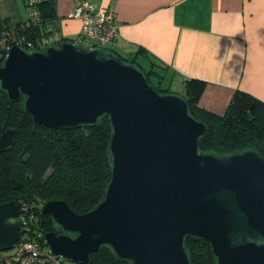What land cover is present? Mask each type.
Wrapping results in <instances>:
<instances>
[{
  "label": "water",
  "instance_id": "water-1",
  "mask_svg": "<svg viewBox=\"0 0 264 264\" xmlns=\"http://www.w3.org/2000/svg\"><path fill=\"white\" fill-rule=\"evenodd\" d=\"M0 87L50 128L94 125L104 115L110 122V178L97 204L83 213L61 199L41 207L53 254L88 264L106 247L131 264H193L185 241L199 238L216 264H264V154L201 150L207 125L182 95L159 92L135 65L73 41L11 45ZM15 132L0 134V154ZM18 214L14 200L0 203V251L21 236Z\"/></svg>",
  "mask_w": 264,
  "mask_h": 264
},
{
  "label": "trees",
  "instance_id": "trees-1",
  "mask_svg": "<svg viewBox=\"0 0 264 264\" xmlns=\"http://www.w3.org/2000/svg\"><path fill=\"white\" fill-rule=\"evenodd\" d=\"M34 6L37 15L33 17L28 12V18L22 22L13 23L10 17L0 15V64L13 44L26 50L39 49L41 46L36 43L48 35L53 36L50 43L55 42L50 28L55 16L54 0H38ZM118 56L142 70L157 91H168L160 88L171 81L166 66L142 50ZM202 87L203 81L190 79L185 82L182 94L190 114L208 128L200 138V149L224 153L253 147L264 154V103L236 90L225 112L218 114L198 104ZM7 128L16 132L13 146L0 154V203L14 200L25 217L24 234L43 241L45 232L52 229L50 216L41 211L46 201L61 199L76 213H83L100 200L110 178V122L104 115L94 125L50 128L36 123L24 111L22 98L11 101L0 87V134ZM185 244L193 264H216L206 240L186 238ZM88 264L131 263L118 260L110 249L101 247L97 254L91 255Z\"/></svg>",
  "mask_w": 264,
  "mask_h": 264
},
{
  "label": "crops",
  "instance_id": "crops-1",
  "mask_svg": "<svg viewBox=\"0 0 264 264\" xmlns=\"http://www.w3.org/2000/svg\"><path fill=\"white\" fill-rule=\"evenodd\" d=\"M87 1L114 9L120 22L108 51L127 56L142 50L183 88L190 79L203 81L201 107L223 114L236 90L264 103V0ZM73 5L54 0V43L79 33ZM0 15L13 23L26 20V0H0Z\"/></svg>",
  "mask_w": 264,
  "mask_h": 264
},
{
  "label": "built area",
  "instance_id": "built-area-1",
  "mask_svg": "<svg viewBox=\"0 0 264 264\" xmlns=\"http://www.w3.org/2000/svg\"><path fill=\"white\" fill-rule=\"evenodd\" d=\"M37 1H26L29 15L33 17L37 15L34 6ZM73 1L74 5L70 16L79 19L81 22V29L73 42L88 49H103V47L112 43L118 34L120 24L114 9L87 0ZM52 39V35L43 36L36 45L44 47ZM17 42L18 40H15V43ZM18 218L22 223L21 236L13 243L11 248L0 251V264H65L64 259L48 249L45 238L42 241L37 236L24 234L25 217L20 213V207Z\"/></svg>",
  "mask_w": 264,
  "mask_h": 264
},
{
  "label": "rangeland",
  "instance_id": "rangeland-1",
  "mask_svg": "<svg viewBox=\"0 0 264 264\" xmlns=\"http://www.w3.org/2000/svg\"><path fill=\"white\" fill-rule=\"evenodd\" d=\"M107 48V46L103 47V49ZM166 88L165 90H168L167 92H173V93H177L179 95H182L184 93V88L181 87V85L179 84L178 81H176V79L174 81H170L169 84H166L164 86V84L162 86H160V88ZM65 264H75L72 261H68V260H64Z\"/></svg>",
  "mask_w": 264,
  "mask_h": 264
}]
</instances>
